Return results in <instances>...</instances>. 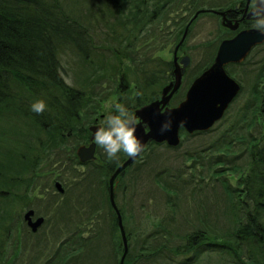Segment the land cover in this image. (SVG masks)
Segmentation results:
<instances>
[{
  "label": "trees",
  "instance_id": "16d2710c",
  "mask_svg": "<svg viewBox=\"0 0 264 264\" xmlns=\"http://www.w3.org/2000/svg\"><path fill=\"white\" fill-rule=\"evenodd\" d=\"M91 1L94 2L93 17L98 25L100 20L98 15L100 16L102 11L108 16L103 20V23L101 22L102 25H99L100 30L110 21H113V25L119 24L126 29L125 34L122 32L114 34V31H111L114 34V39H117L120 44H124L122 58L130 64L132 70L130 73L123 71L122 67L119 69L120 80L114 95L121 97L119 102L130 101L127 105L129 111L156 99L161 93L156 90V87L161 86V83L166 79L168 63L162 57L155 58L152 51L158 42L164 45L168 41V36L180 37L187 17H182V20L178 19L173 24L174 30L168 33L163 30L161 32V29H157L155 24L164 23L166 17L169 19L170 10L181 8L180 6L185 3L184 0ZM252 23L251 20L248 21L247 26ZM92 31L90 33L80 19L75 17L72 11L66 9L62 0H0V117H6L7 113H14L20 118L24 115L41 129H52L55 135L67 132L59 126L60 121L64 120V122L70 123V127L74 131L78 130L79 137L76 141L87 140L90 131L84 122L85 116L82 111L86 104L85 98H88L87 92L84 90L83 84V88L66 84L60 73L64 69L62 59L68 53L74 54L80 60L92 59L97 46ZM140 46L143 47L144 53L138 52ZM165 47V45L162 46V48ZM252 53L254 54V51ZM252 53L247 61L254 59ZM114 55L122 65L119 53L116 52ZM142 56L145 58L138 59ZM252 61L254 62V60ZM255 64L257 67L254 83L246 103L242 106L243 111H240V114L232 121H227L229 127L224 133L221 132L218 135L215 142L220 148L245 137L247 132L242 128L247 130L250 121L253 122V125L258 123V127L254 131L259 133V136L256 139H251L250 145L238 141L241 148L237 153H219L217 156L210 157L215 166H221L218 175H224L227 172L233 173L240 167L245 168L237 176L236 184L229 183L226 178L222 180L230 201L228 208L232 213L231 221L221 230L212 227L204 218L202 225H193L189 230H180L167 217L165 226L158 225L146 234L134 232L126 224L130 247L125 264H131V261L136 262L143 257L152 258L158 253L168 252L179 257L176 260L170 258L172 264H198V260H202V258L203 260L208 259V262L213 264H264V55L260 59L258 58ZM133 65H136V71L132 69ZM96 66L95 71H92L91 78L94 80L93 83L101 85L102 79L105 78L104 69L98 71L101 67ZM236 67L231 64L227 71L238 80L239 70ZM37 99H43L47 104V108L42 114L31 111V105ZM133 105H135L134 108ZM61 111L63 112L60 113ZM47 112L53 114L55 124L46 121ZM65 119L67 120L65 121ZM46 125L47 127H45ZM247 135H253V130H248ZM228 136L232 137L228 139ZM52 144L51 141H48L47 145L45 143H37L38 146L33 143L28 144L33 146H28L27 152L18 154V159L23 164L19 171L11 170L3 175L4 167L0 166V170H3L0 171V186L9 182L21 185L24 183L21 180H26V184H31L35 178L34 174L39 173L38 168L45 157V154H41V152L48 151L49 147L51 150L55 145ZM153 145L166 144L153 143ZM40 146L42 148L46 146L47 149L43 148L42 150ZM11 154L9 158L13 160L15 158L13 150ZM125 159L126 156H123L122 153L118 160L109 161L103 170H107L109 173L113 172ZM59 160L64 161L57 159L55 163ZM129 169L130 167L124 174ZM28 173L29 176L26 179L25 176ZM171 181H167L166 185H169L173 192L179 191L182 186L187 185L185 179ZM101 197L104 203L100 206L89 204L85 207L81 206L82 210L87 208L89 214L84 219L87 227L80 224L79 228L75 230V243L70 246L71 253L78 252L77 261L74 264L93 263L91 255L94 257L98 255L94 258V263L102 264V241L105 232L103 225L100 224L99 214L101 210H104V205L111 215V221H108L111 235V241H108L111 249L118 253L124 250L120 235L115 236V231L119 230L118 216L110 204L109 194L106 192V194H101ZM180 198L181 196H176L175 200ZM78 199L81 204L87 203L80 195ZM122 209L120 208L121 212ZM92 215L94 218L91 224ZM122 215L125 218L124 212ZM2 216H6V214L4 213ZM172 216L174 218L175 215ZM167 224L170 227H167ZM91 225H93V229H91ZM160 234L165 241L157 244L156 239ZM132 240L135 241L134 246L131 244ZM99 252L102 254L99 255ZM109 256H112V253L106 254L107 263ZM167 258L169 257L167 256Z\"/></svg>",
  "mask_w": 264,
  "mask_h": 264
},
{
  "label": "rangeland",
  "instance_id": "374dc122",
  "mask_svg": "<svg viewBox=\"0 0 264 264\" xmlns=\"http://www.w3.org/2000/svg\"><path fill=\"white\" fill-rule=\"evenodd\" d=\"M62 1L65 3L66 9L72 11V14L80 19L90 33L91 30H93L94 40L97 43L92 59L80 60L71 53L66 54L62 59L64 63L63 73L71 80V84L81 88H83V84L84 90L87 92L86 96L88 98H85L86 104L82 110L85 116L84 122H86V126H96L99 125L98 123H100L109 112L114 111L112 106L115 103H121L127 108L130 102L126 100L125 102H119L121 97L114 95L120 80V73H118L119 69L122 67L123 71L132 73L130 64L122 58V56H124V52L122 53V51H124V44H120L118 40L113 37L116 32L125 34L126 29L119 24L113 25V21H110L109 24L102 26L100 30L99 25H102L101 22L103 23V20L107 19L108 16L102 11L101 15H98V17H100L98 25L93 17L94 2L91 0ZM204 1L208 4L212 2L218 3L215 0ZM208 14L209 13L201 17L198 23L199 25L195 29L196 31L200 30L202 32L201 38H204L207 43L213 40V36L218 33L220 28L217 17ZM183 15L181 9L177 10V8H173L170 10L169 19L166 17L164 23H157L155 27L161 29V32L162 30L166 33L171 32L175 27L173 24L183 17ZM112 30L114 34L111 33ZM155 36H157V34H155ZM195 38L197 39V36ZM172 41L173 38L168 36V41L164 44L166 46L165 48H162L164 45L159 42L155 45L156 48L153 46L154 51L152 52H154V57L160 56L162 58H167L168 54L170 55V53H168L169 48H171L168 44ZM206 42L202 40L201 47L202 43L205 44ZM139 43L141 44V42ZM191 43H193V41ZM116 52L119 53L122 59V65L119 59L114 55ZM138 52L144 53L142 46H140ZM199 53L201 54V52ZM263 55L264 44H261L254 50V59H252L254 62L248 60L237 68V70H239L238 80L243 84V91L230 105L224 117L218 121L212 129L188 136L185 135L181 140V144L177 147H169L166 145L149 146L147 150L143 151L138 161L131 166L124 175H121L120 182L122 188L118 187L116 191V203L119 209L123 208L122 212L125 214V218H123L122 212L120 211L126 235L128 230L126 229V224L128 228L132 229L134 232L146 234L158 225L162 227L165 226L167 217H169L180 230H189L193 225H202L204 218L212 227L220 228L221 230L231 221L232 213L228 208L230 201L227 198L228 195L224 189L222 180L226 178L229 183L236 184L237 176L240 175L245 168L240 167L239 170L233 173L227 172L224 175H218V171L221 169L219 167L221 166H215L214 161L211 162L210 157L217 156L219 153H237L241 148L240 142L238 141H243L244 143L246 142L247 145H250L252 143L251 139H256L259 136V133H255L258 123L253 125V122L250 121L247 130L244 127L242 130L247 133L248 130H253V135L248 136L246 133L245 137L234 140L233 143L221 146L220 148L217 147L215 142L218 135L221 132L224 133L229 127L227 121H232L240 114V111H243L242 106L246 103L251 86L254 83V74L257 67L255 63L257 59H260ZM143 57L144 56L139 57L138 59H142ZM192 57H194L192 67L196 66L202 60L199 55H192ZM204 61L205 60H203V62ZM96 65L101 67L98 71L104 69L105 78L102 79L101 85L93 83L94 80L91 78V75L97 67ZM201 65L202 64H200L199 67ZM132 69L136 71V65H133ZM161 88V86H158L156 90L159 91ZM132 107L134 108L135 105ZM62 112L63 111L60 113ZM13 114L7 113L6 117H0V166L4 167V171H0H3V175L11 172V170H21L23 164L19 161L18 154L27 152L29 149L28 146H38L37 143L40 142L41 144L43 142V144L45 143L47 145L48 141H51V143L55 144L52 145L56 146V148L50 151L49 147L48 151L44 150L41 152V154H45V157L38 168L39 173L34 174L35 179L31 184H26V180H21L24 182L21 185H15L9 182L5 183L4 186H0V264H12L13 262L15 264L24 263L20 260L12 261V257H16L14 255V248H16L18 241L21 248L24 246V243L28 241L27 247H30V249L34 248L32 254L34 255L37 253L41 255L40 258L37 259L36 264H43L46 260L50 259L49 257H51L58 247L57 245L62 237H66L70 235L72 231L77 230L81 223L83 227H87L84 219L87 218L89 212L87 208L82 210L81 206L85 207L88 204L91 206H100L104 203L101 194H106V192L109 194L108 179L110 173L107 170L98 169L96 167L97 165L108 164L109 160L104 150L98 147V158L85 167L82 165L75 166L72 160L68 162L62 161L59 162L58 165L53 166L57 159H61L59 153L56 152L59 151L57 147L63 150L66 148L69 150L73 149L75 153L76 148L87 140L79 142L75 140V136L69 141L68 137L64 140V136L61 135L64 134L63 132H61L60 135H55L52 129H41V127L34 125L30 118L23 115L24 117L22 116L23 119H21L22 117L20 118ZM102 115L103 117H101ZM53 117V114L47 112L46 121H49L50 124L54 123ZM93 119L95 120L94 123ZM245 123L247 124V121ZM45 127H47V125ZM231 137L232 136H228V139ZM30 143H33V145H28ZM86 146H89V144ZM43 148L46 149V146ZM12 150L15 156L13 160L9 158L10 155H12ZM55 153H57V155H54ZM122 153L123 152L120 154ZM125 155L126 154L123 153V156ZM70 157L73 158L74 156ZM75 160L77 159L75 158ZM28 176L29 173L25 176L26 179ZM56 178L59 179L55 181ZM182 179L187 181V185L185 187L182 186L179 191L173 192L171 188H169V185H166L167 181L172 182L171 180L179 181ZM57 182H60L61 186L66 189L65 193H59L60 190L55 186ZM170 184L172 185V183ZM79 195L86 200V204L80 203L78 199ZM51 196L61 203L56 207H52L51 204L46 206V201H49L48 199L49 197L51 198ZM176 196H181V198L175 200ZM28 202L34 204L33 208L38 207L41 209L43 213L45 210L48 216H46V223L36 235L26 236L28 233L24 227L26 224L23 221V213L28 207L23 206L28 205ZM106 204H108V202H106ZM107 212L106 205H104V210H101L99 214L100 224L103 225L105 232L102 241V264H119L123 252L118 253L111 249L108 241H111L110 227L108 224V221H111V215ZM4 213L6 216H2ZM94 215L91 216V224L93 223ZM172 215H175L174 218ZM223 226L225 227L223 228ZM167 227H170V225L167 224ZM91 229H93V225H91ZM118 235H120L123 244L120 227L118 232L115 231V236L118 237ZM164 241L165 239L163 236L161 234L158 235L156 243L159 244ZM131 244L134 246L135 241L132 240ZM128 246L130 247L129 241ZM102 252H99V255H101ZM27 253L28 255L30 254L29 251ZM111 253L112 256H109L107 263L106 254L108 255ZM175 255L176 254H170L169 252L158 253L152 256V258L143 257L136 262L131 261V264H172L170 258L175 260L179 258ZM53 256L54 255H52L51 259ZM77 256L78 252H69V254L64 257V262L62 264L76 263ZM97 256L98 255L94 257V255H91V259H93V263L91 264H95L94 258ZM167 256L169 258H167ZM19 257L25 260L27 256L22 255L18 256V258ZM31 259L32 258L29 256L27 260L28 264H30ZM53 259L54 260L49 261V264L58 263L57 258ZM198 261V264H213L208 262V259L203 260L202 258V260Z\"/></svg>",
  "mask_w": 264,
  "mask_h": 264
},
{
  "label": "water",
  "instance_id": "95a60500",
  "mask_svg": "<svg viewBox=\"0 0 264 264\" xmlns=\"http://www.w3.org/2000/svg\"><path fill=\"white\" fill-rule=\"evenodd\" d=\"M249 2L250 0H248L247 8ZM217 13L223 15L222 24L224 26L233 30L237 28L238 24L232 23V20L226 17L225 12L217 11ZM247 17L250 18L249 13ZM187 30L188 27L185 30V35ZM262 43H264V34L255 30L253 27L241 30L234 37L223 40L213 64L193 81L185 99L177 106L169 107L167 104L173 94L178 90L182 78L181 67L177 64L175 83L168 84L163 88L161 98L153 100L135 110L134 114L140 121L136 134L141 139L144 149L150 141L157 143L166 142L172 147L178 146L181 142V127H184L190 133L209 130L215 122L222 118L226 109L241 91L239 82L228 74L225 66L229 63L243 61L254 47ZM187 63L188 59H186L185 66L188 65ZM168 119L172 120L171 129L161 132L162 125ZM182 121L184 122L183 126H181ZM97 126L90 127V130L93 131L92 134L97 130ZM95 146L96 144L93 142L89 147H85L84 145L79 147L78 155L82 162L95 158ZM138 157L135 159L128 157L116 168L110 178V201L118 215L119 227L124 244V251L119 264H124L129 246L122 215L115 201L114 182L116 177ZM57 187L61 191L64 190L60 182H57ZM31 214H33L32 210L26 214V217H30ZM43 220V217H40L35 222L30 220L34 231L38 229Z\"/></svg>",
  "mask_w": 264,
  "mask_h": 264
},
{
  "label": "flooded vegetation",
  "instance_id": "af4514ba",
  "mask_svg": "<svg viewBox=\"0 0 264 264\" xmlns=\"http://www.w3.org/2000/svg\"><path fill=\"white\" fill-rule=\"evenodd\" d=\"M218 3H206L204 0H184L185 3H183L180 7V9L183 11V16L188 17L185 19V25H184V30L182 32V34L180 35V37L176 38L175 36L173 37V41L169 44L171 48H169V52L170 55L168 54L167 58H163L165 61H167L168 66L166 69V79L164 80V82L161 84L162 88L168 84H174L175 83V70L177 67V64L181 67L182 70V78H181V82H180V86L178 88V90L173 94V96L171 97L168 106L170 107H174L177 106L186 96V93L188 91V89L190 88L191 84L193 83V81L195 80V78L197 76H199L200 73L202 72V68H206L207 66H210L214 60H215V56L218 50V45L219 43L226 39V38H232L234 37L239 31L241 30H245L247 29V15L249 13V7L247 8V0H215ZM179 9V10H180ZM204 10L199 12V10ZM213 10H217V11H225L226 17L230 20H232V23H237L238 26L235 30L229 28V27H223L221 26V21L223 19V15L219 14V13H214ZM199 14L197 16L196 13ZM209 13V15H213L216 16L217 19L219 20V31L218 33L215 34V36H213V40H211L210 42H206L204 38H201L202 32L200 30H195L196 27L199 25V20L201 19V17L205 14ZM195 16V17H194ZM194 17V18H193ZM189 26L188 28V33H186L185 35V28ZM174 30V28H173ZM195 33V34H194ZM197 36V39L195 38ZM206 42L205 44L202 43V47H201V42ZM193 41V43H191ZM201 52V54L199 53ZM192 55L194 56H201L202 60L200 63H198L196 66L192 67V63H193V59L194 57H192ZM160 57V56H159ZM186 59H188V65L185 66V62ZM203 60H205L203 62ZM247 61V57L244 59V61L239 62V63H229L226 65V69H228L229 65H234L237 67H240L243 63H245ZM202 64L200 67L199 65ZM236 67V68H237ZM242 85V89H243V84ZM160 86V85H159ZM162 92V89H161ZM161 94L157 97L160 98ZM156 98V99H157ZM135 109L131 110V112L134 113ZM66 116L68 117V114H66ZM103 117V115L101 116ZM95 119V118H94ZM93 119V120H94ZM67 119H65L66 121ZM95 122V120L93 121V123ZM97 122V120H96ZM99 124V123H98ZM60 127H63V129L67 130V132L65 134H61L62 136H64V140L66 139V137H68V141L72 138H74V136L76 137L75 140H78L79 134H78V130L74 131L73 128L70 127V123H66L64 122V120L60 121L59 124ZM90 131V130H89ZM180 135L181 138L183 139V137L185 135H189L188 132H186V130L184 128L180 129ZM93 134L90 131L89 133V138L87 139V141L85 143H83L85 145V147H88L86 145H90L91 141L93 142L94 137L92 138ZM41 143V142H40ZM43 143V142H42ZM44 147V146H43ZM96 151H95V155H96V159L98 158V146L96 145ZM42 148V146H40V149ZM56 148V146H53L51 148L50 151H53ZM47 149V147H46ZM57 149H59V151H56L57 153H59V157H61V160H64L65 162H68L69 160H72L74 162L75 166H80L82 165L83 167L89 165L90 163L94 162L92 160H88L85 162H82L81 159L78 156L77 150L78 147L76 148L75 153L69 149H60L57 147ZM67 153V154H65ZM70 156H74L73 158H71ZM75 158L77 160H75ZM59 162H61L60 160L58 162H56L54 164L58 165ZM105 165H98L99 169H103ZM109 168V167H108ZM112 172H110V176H111ZM109 176V177H110ZM120 178L121 175H119L117 177V179L115 180V190L117 191L118 187L122 188V184L120 182ZM35 179V178H34ZM33 179V180H34ZM59 179L56 178L55 181ZM56 186V185H55ZM109 179H108V190H109ZM48 189V188H47ZM46 189V190H47ZM68 189V188H67ZM66 189L64 188V191H59V193H65ZM53 196H51V198L49 197V201H46V206H48L49 204L52 205V207H56L58 204H60L61 202L56 201ZM29 203V202H28ZM45 206V207H46ZM23 207H28L25 209L24 213H23V221L25 222V229L27 230L26 236L29 235H36L39 230L41 229V227L46 223V216H48L44 210V213L42 212L41 209L37 208H33L34 204H28L25 205ZM33 211V214L30 215V217H26V214L29 211ZM47 211V210H46ZM43 213V214H42ZM44 216V220L42 222V224L38 227V229L36 231L33 230V226L30 224V220L32 222H35L37 219H39L40 217ZM75 231H72L70 233V235H67L66 237H62L58 243V247L56 248V250L54 251V253L52 255L53 258H57L58 259V263L56 262V264H62L64 262V257L69 254V252H71L72 248L70 249V246H73L75 243ZM19 234V233H18ZM28 242V241H27ZM27 242L24 243V246H22V248L20 247L19 241L17 242V246L16 248H14V255L16 257H12V261L14 260H20L23 261L24 263L22 264H28L27 260L29 258V256L32 258L30 264H36L37 259L40 258L41 255L39 254H32V252L34 251V248L27 247ZM30 252V254L28 255L27 252ZM27 256L25 260H22L21 257L18 258V256ZM51 255V257H52ZM51 257H49L50 259L46 260L45 263L43 264H49V261L54 260L53 258L51 259ZM43 259V258H41ZM56 261V260H55ZM12 264H15L14 262Z\"/></svg>",
  "mask_w": 264,
  "mask_h": 264
},
{
  "label": "clouds",
  "instance_id": "9594fccd",
  "mask_svg": "<svg viewBox=\"0 0 264 264\" xmlns=\"http://www.w3.org/2000/svg\"><path fill=\"white\" fill-rule=\"evenodd\" d=\"M249 15L253 28L264 34V0H250ZM60 76L71 86V80L63 72ZM112 107L114 111L109 112L97 126L93 142L104 150L109 161L118 160L121 152L135 159L144 150V145L136 134L140 121L123 104L115 103ZM46 108L47 104L43 99H37L31 105V111L36 114H42ZM183 124L182 121L181 126ZM171 127L172 120L168 119L162 125L161 132L168 131Z\"/></svg>",
  "mask_w": 264,
  "mask_h": 264
}]
</instances>
